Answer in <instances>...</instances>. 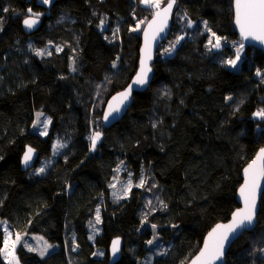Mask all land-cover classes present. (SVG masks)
<instances>
[{
    "label": "trees",
    "instance_id": "obj_1",
    "mask_svg": "<svg viewBox=\"0 0 264 264\" xmlns=\"http://www.w3.org/2000/svg\"><path fill=\"white\" fill-rule=\"evenodd\" d=\"M232 1L175 0L149 87L104 129L106 101L137 67L136 23L144 26L155 10L141 0H0V220L56 245L43 258L18 248L19 264H108L117 237L116 264L141 263L154 238L166 251L152 264H186L204 235L229 220L241 171L264 146V117L254 115L264 110V55L237 39ZM29 8L40 25L25 34ZM210 35L238 47L210 51ZM47 45L60 50L38 56ZM241 45L240 68L231 70L226 62ZM35 112L50 120L47 137L31 131ZM95 131L101 140L92 151ZM55 135L64 148L44 174L23 172L24 148L47 157ZM121 167L146 182L115 200L109 185ZM96 215L100 231L91 236ZM263 236L264 193L256 228L233 243L225 264H264ZM3 242L0 231V264Z\"/></svg>",
    "mask_w": 264,
    "mask_h": 264
},
{
    "label": "water",
    "instance_id": "obj_2",
    "mask_svg": "<svg viewBox=\"0 0 264 264\" xmlns=\"http://www.w3.org/2000/svg\"><path fill=\"white\" fill-rule=\"evenodd\" d=\"M167 2L166 4L162 5L161 7L157 8L151 17L147 20L145 25L143 26V29L140 34V46L138 50V61H137V67L135 69L134 74L132 75L131 79L129 80L128 84L121 89L120 91H117L115 94H113L108 100L106 101L102 116H101V124L104 129H109L118 122H120L124 116L126 115L128 109L131 107L132 102H133V95L134 93L138 92H144L150 85L152 78H153V68L152 65L155 60L156 52L159 48V46L168 38L169 32L171 30V24H172V15L173 11L175 8V3L173 4V7L168 13H164V8L167 7ZM160 13V15H157V13ZM232 13H233V19H232V24H233V29L234 32L236 33L237 39L239 42L245 46L253 47L256 48L257 50H260L262 54L264 55V42H261L259 40H255L252 37L245 38L241 35L240 28L235 22V0L232 1ZM29 18V17H28ZM35 18V17H31ZM38 20V22L31 28L28 29L24 26L22 22V28L25 34H31L34 32L40 25V20L38 18H35ZM162 29V30H161ZM145 33H147V36H145ZM144 61V64L146 68L150 69L148 71L147 76V83L144 85H138L134 83V80L137 76V74L140 72L141 69V62ZM129 86H131V94L129 95L127 100H124L123 102L120 101L119 99V94L125 92L126 90L129 89ZM114 97L116 99H114ZM112 106L111 108L109 106ZM119 109L118 111H113V109ZM111 113L110 115H108ZM107 115V119H105ZM31 146H26L24 148L23 154L21 156L20 160V165H21V170L23 172L29 171L32 168L35 167L36 163L39 160V154L38 152L33 149L31 159L25 164L23 162L24 154L27 151V149ZM264 148L261 147L260 149ZM260 149L255 153L251 161L244 166V168L241 171V184L237 189L236 193V202L238 204V207L233 211V213L230 215V218L227 222L224 223H217L215 224L203 237L201 246L197 253L186 263V264H205L204 259L202 258L201 261H197V257L200 256V253L202 250L205 248V243L208 242L209 245L211 246L213 240L209 238V234L213 232V229H216L218 225L224 226V225H229L232 223L233 220V214L237 212L239 209L244 208V199L240 195V188L242 185H244L245 182V169L249 167L250 164L255 160V168L259 169L261 167H264V160H258L257 157L259 155ZM264 193V178H261L259 180V187L256 189V210H255V216L253 219V222L251 225L247 226L246 228L243 229H238L235 233H229V239L225 242L224 246V255L222 258L218 260H213L211 261V264H225V257L230 249V247L233 245L234 242H236L244 233H248L253 231L256 226H257V215L259 212V206H260V201L262 198V195ZM224 229L221 228L218 232L217 235H219L220 232H223ZM214 239V238H213ZM119 241V244L116 246V250H113V242L114 241ZM123 247V241L121 238L117 237L114 238L110 241L109 246H108V264H116L119 262L121 259V251Z\"/></svg>",
    "mask_w": 264,
    "mask_h": 264
},
{
    "label": "snow or ice",
    "instance_id": "obj_3",
    "mask_svg": "<svg viewBox=\"0 0 264 264\" xmlns=\"http://www.w3.org/2000/svg\"><path fill=\"white\" fill-rule=\"evenodd\" d=\"M42 2L44 4H50L51 0H42ZM141 2L156 8L160 7L159 0H141ZM174 3L175 0H169L167 7L163 10L164 13H168L173 7ZM3 11L7 12L8 9L4 8ZM27 11L30 16L29 18L23 20V24L26 28L31 29L38 22L37 19L31 17L36 16L37 14L33 13L31 8H29ZM157 15H160V13L158 12ZM235 17V22L239 26L241 35L243 37H252L255 40L264 42V0H235ZM2 19L3 18L0 17V20ZM192 23V21H188L189 26H191ZM204 24L207 26V21H204ZM213 35L215 34L213 33ZM145 36H147V33H145ZM209 42L211 43V41ZM213 46L217 48L220 47V37H216V43ZM242 47L243 45H241V48ZM239 51L240 49L237 50V59H239ZM37 55H40V53L38 52ZM227 63L235 66L236 61L230 60L227 61ZM113 67H115V64H113ZM148 71H150V69L146 68L144 61H142L140 72L137 74L134 83L138 85L146 84L148 79ZM257 75H259V72ZM130 94L131 86H129L128 90L119 94L120 101L123 102L124 100H127ZM114 99L116 98L114 97ZM109 107L111 108L112 106L110 105ZM118 110V108L113 109V111ZM110 114L111 113L108 115ZM254 115L264 117V110H261ZM105 119H107V115ZM153 126L155 127V125ZM99 138V133H95L92 137H90L93 149L95 148L96 141ZM32 152L33 149L31 147H29L25 152L23 158V162L25 164H27V162L31 159ZM257 159L264 160V148L260 149ZM255 164L256 161L254 160L252 164H250L249 167L245 169V182L240 188V195L244 199V208L237 210V212L233 214L232 223L224 226L218 225L216 229H213V232L209 234V238L212 239L213 242L211 246L208 242L205 243V248L201 251L200 256L197 257V261H201L203 258L205 264H211V261L222 258L224 255L225 242L229 239V233H235L238 229L246 228L252 224L256 210V189L259 187V180L264 178V167L256 169L254 167ZM40 171H43V169ZM141 184H143V181H141ZM97 222H99V215H97ZM153 227H155V225H153ZM221 228H223L224 231L217 235V232ZM16 239L19 240L20 237L17 236ZM5 243L7 244V241ZM149 243H151V241H149ZM118 244V240L113 242L114 251L116 250V246ZM40 255L43 256L44 252H41ZM194 264H196V262H194Z\"/></svg>",
    "mask_w": 264,
    "mask_h": 264
},
{
    "label": "rangeland",
    "instance_id": "obj_4",
    "mask_svg": "<svg viewBox=\"0 0 264 264\" xmlns=\"http://www.w3.org/2000/svg\"><path fill=\"white\" fill-rule=\"evenodd\" d=\"M37 1L40 3H43L42 0H37ZM167 1L169 0H166V1L159 0L160 7L164 5ZM142 5L144 6V8H150V10H153V11L157 9L156 7H153L151 5H146L144 3H142ZM35 17H39V16H35ZM180 23H181V26L185 24L182 18H180ZM142 24H143V21L141 20L136 23L137 30L142 29L143 27ZM209 41H211V43ZM169 42L170 44L168 43L169 45L168 47L170 48L173 45V43H175V41L173 40ZM215 43H216V37L210 35L208 38L207 44H206L207 49L210 51L219 52L221 49V45L220 47L217 48L213 46ZM220 44H221V40H220ZM51 49H55L56 51L60 50L58 46L47 45L45 49L38 51L40 53V55L38 56H44L48 54V52ZM239 49H240L239 59H237V54H235V56L231 58V60L236 61L235 66H232L226 62L227 67L231 70H238L240 68L243 48L240 47ZM114 64H115V67H113V69L115 71L114 75L116 76L119 74L120 63L119 61H116ZM45 124H46V128H45ZM50 128H51V124H50V120L47 117V115H45L42 112H35L34 117H33V123L31 126V131L39 135L40 137H47L50 133ZM95 133L100 134L99 131H95L92 134V136ZM100 140H101V134H100V138L96 141V144ZM90 142H91V150L93 151L94 149L92 148L91 139H90ZM63 148H64V144L55 135L51 141V154L47 157L40 158L36 166L31 169V173L36 176H42L44 172L48 169V167L52 164L54 159L58 156V154H60ZM41 169H43V171H40ZM126 171L127 170H125L124 167H121L109 185L111 196L115 200L126 199L132 188H142L145 186L146 177L144 175H141L140 177L134 179L133 176L130 173H127ZM141 181H143V184H141ZM88 229H89L91 236H95L99 233L100 219H99V222H97V215L92 220V222H90V224L88 225ZM0 231L2 232L3 239H4L3 248H2V258L6 264H19L16 251L18 248H21V247L29 252L35 253L40 258H43L49 255L52 251L56 249V245L48 243L40 235L19 234V233L12 231L9 225L5 221H2V220H0ZM17 236L20 237L19 240L16 239ZM93 239L94 238H91V240ZM262 240L264 241V236L263 238H261V241ZM6 241H7V244L5 243ZM147 245H148L147 248L149 252L139 264H152L154 256L163 255L166 251V248L163 247L159 243V240L156 238H154L151 241V243H148ZM41 252H44L43 256L40 255ZM262 253L264 254V248L262 250Z\"/></svg>",
    "mask_w": 264,
    "mask_h": 264
},
{
    "label": "built area",
    "instance_id": "obj_5",
    "mask_svg": "<svg viewBox=\"0 0 264 264\" xmlns=\"http://www.w3.org/2000/svg\"><path fill=\"white\" fill-rule=\"evenodd\" d=\"M221 44H223L224 46L229 47L231 50H236L238 47L237 43H230L227 40H221Z\"/></svg>",
    "mask_w": 264,
    "mask_h": 264
}]
</instances>
